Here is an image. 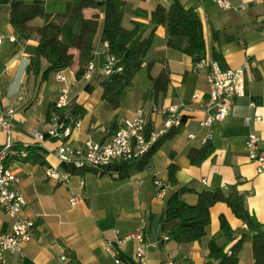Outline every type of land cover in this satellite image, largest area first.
<instances>
[{
	"label": "crops",
	"instance_id": "crops-1",
	"mask_svg": "<svg viewBox=\"0 0 264 264\" xmlns=\"http://www.w3.org/2000/svg\"><path fill=\"white\" fill-rule=\"evenodd\" d=\"M17 1L40 5L50 13L64 8L63 0ZM104 1L97 2V9L85 11V18L99 15L92 59L96 72L89 81L76 80L77 63L51 74L44 82L29 75L30 58L38 42L34 38L24 41L16 38L9 23L10 7L0 5V114L12 111L8 119L15 149L20 151L27 147L37 157L28 161L12 157L6 162L19 179L17 190L26 203L20 218L33 220L34 233L32 241L20 254H7L0 264H71V261L74 264H115L104 251L106 244L115 249L119 264H137L135 242L118 245L117 241L142 225L145 264L167 261L204 264L210 239H216L226 251L242 236L238 264H254L251 234L224 203L210 208L207 235L200 241H169L168 233L176 222H159L164 199L157 198L159 187L155 182H159L165 195L171 191L168 166L173 165L178 184L194 189L181 196L190 206L196 204L198 194L203 191L221 190L226 194L235 186L245 197L250 214L264 228V173L257 174L255 164L249 161L244 149L247 136L254 133L259 138V148L264 150V0H228L231 5L228 10H220L210 0H178L186 9H193L200 20L205 43L203 58L215 61L221 70H244V97L233 101L224 121L209 127L201 125L206 118L209 93L205 72H195L192 57L167 47V32L163 26L154 32L142 67L132 86L122 92L118 106L113 108L102 100L101 82L107 80L101 73L106 43ZM121 1L122 27L131 30L134 23L141 25L127 46L130 51H134L151 31L155 9L158 6L168 8L173 3V0ZM42 24L41 18L29 23L31 27ZM73 31L80 34L79 22L74 24ZM117 65L123 67L125 60H118ZM162 71H167L168 82L164 91L153 94V80ZM58 76L64 80L57 79ZM62 90L69 92L71 105L59 114L66 118V124L79 121L80 128L68 140L46 137L39 141L32 134H45L49 129L51 117L56 112L54 103ZM195 93L199 98L193 101ZM169 106L189 109L183 113L181 130L152 152L142 168L115 162L96 171L78 169L72 162L58 160V148L63 143L78 147L89 139L105 142L125 120L134 118L138 110L144 111L147 123L156 131L162 127L164 118L151 113L152 109ZM246 119H251L249 126H245ZM5 142L6 134L0 130V149ZM204 146L211 153L199 165L191 164L189 153H201ZM51 168L67 175L70 186L49 181L45 172ZM72 194L79 197V203L73 207L69 204ZM220 216L233 232L231 241L220 231ZM12 223L0 210V232L8 233Z\"/></svg>",
	"mask_w": 264,
	"mask_h": 264
},
{
	"label": "trees",
	"instance_id": "trees-1",
	"mask_svg": "<svg viewBox=\"0 0 264 264\" xmlns=\"http://www.w3.org/2000/svg\"><path fill=\"white\" fill-rule=\"evenodd\" d=\"M99 0H63V11L50 13L37 4H24L17 0H0V5H9V23L13 34L21 41L36 39L38 45L30 58L28 74L39 82L47 81L51 74L59 73L72 68L77 63L75 71L76 80L83 78L87 66L93 59V42L99 26V15L93 14L85 18L86 10L97 9ZM103 29L105 42L109 47V54L115 60H125L122 71L117 73L110 81L101 82L103 89L102 100L111 107L116 108L122 92L132 86L136 73L141 69L143 61L151 47L154 32L159 26L166 28L167 47L192 57L194 62L203 58L205 43L200 20L191 8L186 9L178 0L165 8L158 6L151 16V31L134 51L127 49L128 44L137 34L141 25L134 23L131 30L122 27L123 2L121 0H105L103 10ZM41 18L40 27H31L29 23ZM81 24L80 34L73 31L74 24ZM218 61L219 58H217ZM43 62L46 66H43ZM168 82L167 71H162L153 80V94L164 91ZM182 124V122H181ZM182 125L172 128L160 137L152 147L149 154L138 164L136 169L142 168L149 157L160 145L178 134ZM152 132L149 123L146 125V134ZM26 160L36 159L30 149H26ZM211 153L204 146L201 153L190 152L188 157L193 165H199ZM168 184L172 189L164 197L163 211L159 222H176L168 233V240L176 243H193L200 241L207 235L209 227V210L216 203H224L233 215L242 221L247 232L251 234L252 254L254 264H264V228L252 216L247 208L245 197L231 187L225 194L221 190L203 191L198 194L195 205L190 206L181 200V196L193 192L190 185H180L175 178L173 165L168 166ZM220 231L227 240L231 241L233 232L223 216L219 217ZM244 237L232 246L231 255H227L224 246H219L217 240L212 238L208 243V254L204 264H238V254L242 248ZM71 264H74L71 261Z\"/></svg>",
	"mask_w": 264,
	"mask_h": 264
},
{
	"label": "built area",
	"instance_id": "built-area-1",
	"mask_svg": "<svg viewBox=\"0 0 264 264\" xmlns=\"http://www.w3.org/2000/svg\"><path fill=\"white\" fill-rule=\"evenodd\" d=\"M210 1L220 10L231 9L228 0ZM104 48L105 63L101 68V73L107 80H110L121 72L123 67L117 65L118 60H115L109 54L107 43H105ZM193 70L195 72H205L206 82L209 87L208 102L205 107L206 118L201 122V125L209 127L212 123H221L229 115L233 101L245 95L244 70L242 68L221 70L215 61L206 58H200L194 62ZM95 72L96 67L93 62H90L83 79L89 81ZM57 79L64 80L60 76ZM198 98L199 94L195 93L192 100L196 101ZM70 105L69 92L62 90L54 103L56 112L51 117L49 129L45 134L34 132L32 134L33 137L39 141H43L46 137L60 141L68 140L73 132L80 128L79 121H72L66 124V118L63 114H59ZM187 110L189 109L180 110L177 106L153 108L151 113L163 117L164 122L160 129L148 134H146L147 120L144 111L138 110L134 118L125 120L123 125L105 142L99 143L89 139L78 147L68 146L63 143L58 148V160L60 162H72L78 169L96 171L106 168L115 162H122L127 165L138 164L149 154L160 137L168 133L170 129L181 125L183 113ZM11 116L12 111L0 114V130L6 134V142L0 149V210L13 221L8 233L0 232V261L7 254H20L24 247L32 241L34 233L33 220L20 218L26 203L17 190L18 177L6 166V162L12 157L26 159L28 156L27 147L17 151L11 141V125L8 119ZM250 123L251 119L245 120V126H249ZM258 143L259 138L257 135L250 133L246 138L244 149L249 161L255 164L257 174H263L264 150L259 148ZM45 176L49 181L56 184L66 187L70 186L69 177L55 168L47 169ZM202 183L205 185V182ZM155 185L159 187L157 198L163 200L165 197L164 190L160 187L159 182H155ZM78 203L79 197L72 194L69 198L70 206H76ZM143 231L144 226L142 225L134 233L117 241L118 245H123L128 241L135 242L134 257L137 264H145L146 260V244ZM165 240L167 239L165 238ZM104 251L109 258L114 260L115 264H119L117 253L112 246L106 244ZM225 252L227 255H231V248ZM164 264L175 263L167 261Z\"/></svg>",
	"mask_w": 264,
	"mask_h": 264
}]
</instances>
